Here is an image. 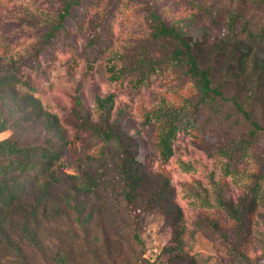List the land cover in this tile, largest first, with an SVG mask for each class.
<instances>
[{
  "label": "trees",
  "instance_id": "1",
  "mask_svg": "<svg viewBox=\"0 0 264 264\" xmlns=\"http://www.w3.org/2000/svg\"><path fill=\"white\" fill-rule=\"evenodd\" d=\"M96 1L99 0H62L55 20L42 33L31 58L24 64L39 68L42 57L48 59L59 45L69 43L74 35L72 28L81 26L82 11ZM135 1L144 3L149 37L139 51L141 56L124 55L121 68L108 66V79L123 83L126 75L131 73L132 86L138 88L157 70L172 65L192 84V116L186 117L185 122L186 114L169 109L152 111L145 118L147 124L154 126V147L161 162L158 171L160 183L153 191L148 187L123 134L112 123L114 94L96 96L97 123L86 112L80 96L74 97L72 114L78 127L103 139L99 154L84 160L77 155L76 142L64 139L58 117L45 111L34 96L35 88L26 79L25 65L6 62L0 52V100L9 102L17 115L15 123L11 124L0 105V134L12 128L15 130V134L0 140V264H68L69 254L62 251L52 256L50 261L39 259L43 253V221L51 216L56 218L68 208L76 215L78 224L86 226L94 217V209L91 208L97 204L107 209L110 201L118 203L127 221L128 229L119 235L121 242L138 250V253H131L133 264H152L144 258L146 247L139 228L146 213L164 207L166 191L171 185L165 165L174 155V140L181 131L203 140L206 126L199 124L196 118L198 110L203 106L222 110V103L228 102L232 109L230 117L238 130L220 146V153L233 161L245 159L251 153L256 170L250 177L248 191L237 205L222 197L219 199L220 208L230 219L231 228L227 230L217 218L204 216L198 223V229L212 243L225 249L231 264H253L245 248L248 226L264 197L261 193L264 184V124L256 119L254 113L256 104L264 97V0H187L201 13L209 14L214 24L226 27L228 36L222 42L221 50L236 41L228 65L237 71V77L245 85L243 101L225 96L226 84L216 82L212 67L203 64L200 45L188 27H180L166 19L155 0ZM112 13L111 6L106 16ZM106 27L107 20L104 19L91 30L87 48L101 50L102 39L105 42L109 39ZM241 37L245 47H239ZM251 56H254L253 66L247 72ZM22 90L25 92L21 93ZM192 99H195L193 103ZM31 119L40 120L48 134L32 141L22 140L16 132ZM113 144L115 150L110 148ZM67 155L75 163L79 178L63 171ZM178 218L181 214H166L165 224L175 228V236L162 252L169 255L166 264H195L194 260L186 257L180 242L183 234L176 228Z\"/></svg>",
  "mask_w": 264,
  "mask_h": 264
},
{
  "label": "rangeland",
  "instance_id": "2",
  "mask_svg": "<svg viewBox=\"0 0 264 264\" xmlns=\"http://www.w3.org/2000/svg\"><path fill=\"white\" fill-rule=\"evenodd\" d=\"M61 1L0 0V52L6 62L25 65L42 33L55 20ZM155 1L166 19L189 28L193 39L200 45L203 64L212 67L216 82L226 84L225 96L243 101L245 85L237 77V71L228 65L236 41L230 42L224 50L220 49L228 36L226 27L214 24L209 14L201 13L187 0ZM111 6L113 13L107 17L106 11ZM104 19L107 20L109 39L107 42L102 39L101 50H90L87 46L91 30ZM80 25L72 28L74 35L69 43L59 45L48 59L41 58L39 68L25 65L26 79L35 88L34 96L44 110L58 117L64 139L76 142L77 155L84 160L99 154L103 139L78 127L72 114L74 97L80 96L86 112L97 123L96 96L114 94L111 121L123 134L140 173L146 177L148 187L153 191L160 183L158 171L161 162L154 147V126L147 124L145 118L152 111L169 109L186 114L185 122L186 117L192 116V84L172 65L157 70L138 88L132 86L131 73L126 75L123 83L108 79L109 65L121 68L124 55L141 56L139 51L150 34L144 3L135 0L92 2L82 11ZM240 41L239 47H245L243 37ZM253 60L254 56H251L247 72L251 71ZM194 101L192 99V103ZM0 105L10 123H15V108L1 100ZM222 105V110L216 111L209 106L198 110L195 117L199 124L206 126L203 140L183 131L174 140V155L165 165L171 185L166 191L164 207L146 213L139 228L146 247L144 258L152 264H166L169 260V255L162 252L175 236V228L165 224L167 212L181 214L176 228L183 234L180 242L187 258L194 260L195 264H231L225 249L212 243L198 229V223L204 216L217 218L227 230L231 228L230 219L220 208L219 199L222 197L237 205L248 191L250 177L256 170L251 153L239 161L221 155L220 146L238 130L230 117L231 103ZM254 113L256 119L264 124V97L256 104ZM13 134L15 130L12 128L0 134V140ZM18 134L22 140L32 141L48 133L43 130L40 120L31 119L23 123L16 136ZM110 148L115 150V145ZM63 171L80 177L70 155L65 157ZM261 193L264 195V184ZM107 206V209L97 204L95 208L89 207L94 209V217L86 226L79 225L74 212L65 207L61 215L44 220L43 253L39 259L50 261L52 256L62 251L69 254L68 264H133L131 253H138V250L130 249L119 237L128 229L126 218L118 203L110 201ZM247 234L246 255L253 264H264V197L252 216Z\"/></svg>",
  "mask_w": 264,
  "mask_h": 264
}]
</instances>
